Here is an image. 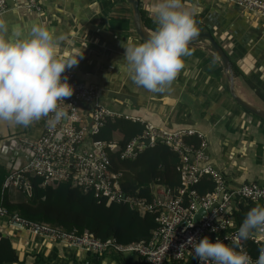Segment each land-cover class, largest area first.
<instances>
[{
    "label": "crops",
    "instance_id": "obj_1",
    "mask_svg": "<svg viewBox=\"0 0 264 264\" xmlns=\"http://www.w3.org/2000/svg\"><path fill=\"white\" fill-rule=\"evenodd\" d=\"M39 1L41 13L27 11L26 1L20 0L10 4L0 19L9 25H45L64 35L56 58L78 60L68 69L79 80L101 87L105 107L124 118L171 131L195 128L203 132L211 165L230 184L264 187V121L233 100L226 72L208 42L189 44L192 55L183 58L184 68L175 80L164 92L152 93L135 85L120 70L125 63L123 44L144 42L136 33L132 10L125 0ZM139 2L143 14L156 25L153 12L158 0ZM181 4L192 13L198 33L209 32L237 68L239 95L264 109V17L220 0H181ZM43 131V118L27 127L0 122V163L11 172L24 167L31 152L23 142L40 139ZM114 138L121 140L122 136L117 133ZM11 142L16 143L9 146ZM12 147L23 153L8 156ZM0 237L11 241L18 255L14 264H144L135 255L118 260L112 254H91L13 230L4 218H0Z\"/></svg>",
    "mask_w": 264,
    "mask_h": 264
},
{
    "label": "built area",
    "instance_id": "obj_2",
    "mask_svg": "<svg viewBox=\"0 0 264 264\" xmlns=\"http://www.w3.org/2000/svg\"><path fill=\"white\" fill-rule=\"evenodd\" d=\"M18 1L0 0V16L8 10L10 4ZM25 1L24 8L27 11L42 12L39 0ZM220 1L245 13L264 17V0ZM62 77L73 88L72 95L59 102V107L67 113V119L50 128L46 123L49 117L43 118L44 131L41 138L23 142L31 152V161L13 171L5 187L29 193L31 176L43 179V186L69 183L85 192H94L96 198L106 199L108 205H128L143 215L158 214L156 219L159 227L149 244L123 246L114 240L102 241L90 233L80 235L76 231L67 232L49 224L31 221L18 214H11L0 206V218H4L13 230L25 231L91 254L135 255L142 258L144 264H202L199 258L194 257L190 246H181L188 237L193 236L199 240L208 236L212 241L219 239L231 243L226 237L234 236L239 228L235 213L240 205L254 203L264 206L263 186L256 183L233 186L221 171L211 165L209 144L203 132L185 129L171 131L139 119L133 121L145 124V133L127 145L120 153V160H135L146 148L158 143L164 144L181 161L178 171L182 177V188L175 193L155 183L152 202L126 195L120 187L122 173L113 171L106 150L108 148L112 153L120 152L119 141L106 144L93 142L92 139V135L97 134L109 119L124 117L101 103L100 86L79 80L68 68ZM194 136L201 140L198 148L185 143V138ZM205 176L214 181V191L204 196L194 190L187 193L191 186ZM200 211L204 213L195 221ZM213 228L216 231H212ZM253 247L256 255L253 254ZM261 247H264V228L254 230L247 240H241L237 251H245L255 260Z\"/></svg>",
    "mask_w": 264,
    "mask_h": 264
},
{
    "label": "clouds",
    "instance_id": "obj_3",
    "mask_svg": "<svg viewBox=\"0 0 264 264\" xmlns=\"http://www.w3.org/2000/svg\"><path fill=\"white\" fill-rule=\"evenodd\" d=\"M153 15L157 27L144 42L123 44L125 63L120 70L135 85L161 93L184 68L183 58L192 55L188 45L198 29L181 0H158ZM64 39L45 25H9L0 19V122L27 127L49 117L46 123L54 128L67 119L59 102L70 97L73 88L62 73L78 60L56 58V48ZM260 228H264V206L257 205L246 213L236 234L226 237L231 243L190 236L181 246H190L202 264H264V247L255 260L247 252L237 251L240 241Z\"/></svg>",
    "mask_w": 264,
    "mask_h": 264
},
{
    "label": "trees",
    "instance_id": "obj_4",
    "mask_svg": "<svg viewBox=\"0 0 264 264\" xmlns=\"http://www.w3.org/2000/svg\"><path fill=\"white\" fill-rule=\"evenodd\" d=\"M141 15L144 27L147 30H155L157 25L146 18L142 11ZM232 67L236 78L238 70L233 63ZM145 130V124L141 122L114 118L109 119L97 134L92 135V139L93 142L110 144L116 140L115 134L122 136V139L118 140L120 152L112 153L106 149L112 161L113 171L122 173L120 187L126 195L152 202L155 197L153 186L155 183L175 193L182 188V177L178 171L181 161L169 147L160 143L146 148L135 160H120V153L133 139L142 137ZM185 143L198 148L201 140L196 136L187 137ZM11 173L0 163V206L11 214H18L25 219L49 224L67 232L76 231L80 235L90 233L102 241L114 240L123 246L149 244L159 227L156 219L158 214L143 215L128 205H108L106 199L96 198L94 192H85L69 183L43 186V179L31 176L29 193L16 188H6L5 183ZM214 189L215 183L212 178L205 176L191 186L187 193L194 190L204 196ZM257 205L254 203L240 205L235 213L239 226L246 213ZM254 248L253 254L256 255ZM113 255L118 260L127 257L122 254L112 253ZM14 263H18V255L9 238L1 237L0 264Z\"/></svg>",
    "mask_w": 264,
    "mask_h": 264
},
{
    "label": "water",
    "instance_id": "obj_5",
    "mask_svg": "<svg viewBox=\"0 0 264 264\" xmlns=\"http://www.w3.org/2000/svg\"><path fill=\"white\" fill-rule=\"evenodd\" d=\"M131 7L132 10V18H133V23L134 27L136 30L137 35L142 41H145L149 34L151 33L148 31L142 21V15H141V10H140V2L139 0H125ZM198 41H206L210 44L213 53L216 55V57L219 59L221 62L226 75L228 79V87H229V92L233 100H235L239 106H241L245 111L249 112L250 114L256 116L257 118L261 119L264 121V109L253 106L252 104L248 103L245 101L238 93L237 87H236V78L234 76L233 72V67L232 63L223 50V48L216 42L214 37L209 33V32H204V33H198L197 36H195L189 44H192L194 42ZM185 130H196L199 131L195 128H185ZM201 132V131H200ZM16 142H11L9 146H12ZM146 145H149V142H146ZM6 147H4L2 150L4 151ZM13 152H9L8 156L12 157H17L18 154L21 155L20 148L19 147H12ZM5 154V152H3ZM7 154V153H6ZM30 162V160H29ZM203 211H200L198 215L196 216L195 221H197L203 214Z\"/></svg>",
    "mask_w": 264,
    "mask_h": 264
},
{
    "label": "rangeland",
    "instance_id": "obj_6",
    "mask_svg": "<svg viewBox=\"0 0 264 264\" xmlns=\"http://www.w3.org/2000/svg\"><path fill=\"white\" fill-rule=\"evenodd\" d=\"M204 42V41H203ZM211 48V47H210ZM211 51H212V49H211ZM237 84H238V81H236V86H237ZM238 107L239 108H241L239 105H238ZM140 258V257H139ZM140 259H142V258H140ZM142 261H143V259H142Z\"/></svg>",
    "mask_w": 264,
    "mask_h": 264
}]
</instances>
